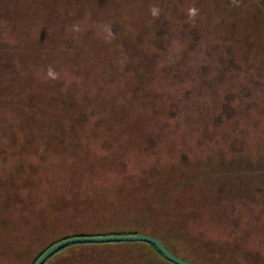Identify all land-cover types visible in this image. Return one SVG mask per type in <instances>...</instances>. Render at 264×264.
<instances>
[{"label": "rangeland", "instance_id": "obj_1", "mask_svg": "<svg viewBox=\"0 0 264 264\" xmlns=\"http://www.w3.org/2000/svg\"><path fill=\"white\" fill-rule=\"evenodd\" d=\"M118 229L264 264V0H0V264ZM46 264L169 263L105 244Z\"/></svg>", "mask_w": 264, "mask_h": 264}, {"label": "trees", "instance_id": "obj_2", "mask_svg": "<svg viewBox=\"0 0 264 264\" xmlns=\"http://www.w3.org/2000/svg\"><path fill=\"white\" fill-rule=\"evenodd\" d=\"M111 207V205L110 204H106V203H104V201H103V203H101V204H99V205H97V209L101 212V214L103 215V214H107V215H105L104 217H103V220H102V222H100V223H110V224H106V225H104L102 228H127V227H125V226H128V224L127 223H124V222H116L117 224L116 225H113L112 224V222L111 221H109V220H107L106 219V217L107 216H109V212H110V210H109V208ZM96 208V205H94V204H89V205H85V206H83V204H81V206L80 205H77L76 204V206L73 208V210L72 211H70L71 213H69V214H64L66 217H70V218H72V219H75L73 222H74V224L75 223H77L78 222V219H80L81 221H85L84 219H85V216H87L89 213H88V211L89 210H91V209H95ZM94 213V212H93ZM83 219V220H82ZM84 223H86V224H88V225H90V222H89V220L88 221H85ZM79 224V223H78ZM85 224V225H86ZM80 226V225H79ZM112 230V229H111ZM121 234H141V233H138V232H128V231H126V229L125 230H117V231H111V232H108V233H105V234H86V233H83V234H77V235H75V236H102V235H121ZM71 237H73V236H71ZM65 238H69V237H65ZM65 238H62V239H65ZM62 239H60V240H62ZM60 240H58V241H60ZM159 240L160 241H162L163 242V244L174 254V255H176L177 257H179V258H181V259H183V260H185V261H188V262H190V263H192V264H256L257 262L256 261H254L253 260V258H249V257H243V258H236V257H230L229 255H227V254H225V255H222L221 256V260H218V259H214V254H211V253H213V252H211V253H209V255L208 256H205V255H201V254H198L197 255V257L200 259L199 261H197L196 259L194 260V259H190L189 257H183V256H181L180 254H177L176 252H174V250L168 245L169 243H168V241H165L163 238H160L159 237ZM58 241H56V242H58ZM56 242H54V243H56ZM54 243H52L51 245H53ZM105 244H142V245H147L148 247H150L151 249H153L154 251H156L158 254H159V256L163 259V260H165L166 262H168L169 264H173L172 262H170L169 260H167L166 259V257L158 250V248L157 247H155L154 245H151V244H149V243H142V242H125V243H99V244H74V245H70V246H68V247H66V248H64L65 250L66 249H69V248H72V247H75V246H78V245H105ZM50 245V246H51ZM50 246H48L38 257H37V259H36V261L33 263V264H36V262L38 261V259H39V257L50 247ZM63 249V250H64ZM63 250H61V251H59L58 253H60V252H62ZM57 253V254H58ZM57 254H55V255H57ZM54 255V256H55ZM53 256V257H54ZM52 257V258H53ZM192 258V257H191ZM50 260V259H49ZM48 260V261H49ZM47 261V262H48ZM46 262V263H47ZM45 263V264H46Z\"/></svg>", "mask_w": 264, "mask_h": 264}, {"label": "water", "instance_id": "obj_3", "mask_svg": "<svg viewBox=\"0 0 264 264\" xmlns=\"http://www.w3.org/2000/svg\"><path fill=\"white\" fill-rule=\"evenodd\" d=\"M142 242L149 243L158 250L173 264H192L174 255L159 239L143 234H121V235H100V236H73L62 239L51 245L38 259L36 264H45L55 254L64 248L74 244H99V243H125Z\"/></svg>", "mask_w": 264, "mask_h": 264}]
</instances>
